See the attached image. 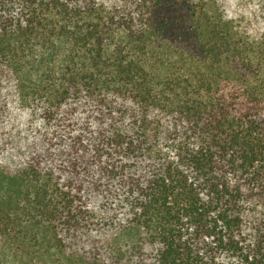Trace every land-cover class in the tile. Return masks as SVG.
<instances>
[{"label": "trees", "instance_id": "1", "mask_svg": "<svg viewBox=\"0 0 264 264\" xmlns=\"http://www.w3.org/2000/svg\"><path fill=\"white\" fill-rule=\"evenodd\" d=\"M0 0V264H264V0Z\"/></svg>", "mask_w": 264, "mask_h": 264}, {"label": "rangeland", "instance_id": "2", "mask_svg": "<svg viewBox=\"0 0 264 264\" xmlns=\"http://www.w3.org/2000/svg\"><path fill=\"white\" fill-rule=\"evenodd\" d=\"M228 1H231V0H228ZM232 2L235 3V5L238 7V8H242L246 1L245 0H232Z\"/></svg>", "mask_w": 264, "mask_h": 264}]
</instances>
